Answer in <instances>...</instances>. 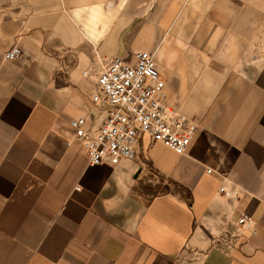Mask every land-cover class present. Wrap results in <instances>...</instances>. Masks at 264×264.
<instances>
[{"label": "crops", "instance_id": "0c3cea01", "mask_svg": "<svg viewBox=\"0 0 264 264\" xmlns=\"http://www.w3.org/2000/svg\"><path fill=\"white\" fill-rule=\"evenodd\" d=\"M108 3L0 0V264H264V0H173L131 30ZM143 51L198 134L90 167L71 121L103 120L97 73Z\"/></svg>", "mask_w": 264, "mask_h": 264}, {"label": "built area", "instance_id": "2783aa9c", "mask_svg": "<svg viewBox=\"0 0 264 264\" xmlns=\"http://www.w3.org/2000/svg\"><path fill=\"white\" fill-rule=\"evenodd\" d=\"M22 56L18 46L6 53L7 60ZM88 75L84 73L85 77ZM91 99L105 113L104 119L96 122L82 117L71 121L90 167H116L124 161H135L145 138L184 156L199 131V125L171 102L155 55L148 51L111 60L97 73ZM208 172L211 174L212 170ZM222 191L228 197L235 196L225 188ZM239 225L251 229L252 221L243 216Z\"/></svg>", "mask_w": 264, "mask_h": 264}, {"label": "rangeland", "instance_id": "374dc122", "mask_svg": "<svg viewBox=\"0 0 264 264\" xmlns=\"http://www.w3.org/2000/svg\"><path fill=\"white\" fill-rule=\"evenodd\" d=\"M10 1L11 0H4ZM109 5L113 4L115 9L120 11L121 13H126L131 10V13H134L136 16L133 18V22L131 23L130 30L139 23V21L145 20L151 12L155 9V7H159L162 12H165L170 8L171 2L173 0H107ZM101 4H105L106 0H98ZM141 15L138 18V15ZM259 47L264 49V40L260 43Z\"/></svg>", "mask_w": 264, "mask_h": 264}]
</instances>
